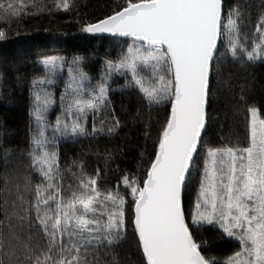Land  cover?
I'll return each mask as SVG.
<instances>
[{
  "label": "snow or ice",
  "instance_id": "obj_1",
  "mask_svg": "<svg viewBox=\"0 0 264 264\" xmlns=\"http://www.w3.org/2000/svg\"><path fill=\"white\" fill-rule=\"evenodd\" d=\"M26 7L24 0H0V20L27 14ZM54 7L71 12L74 0H55ZM245 11L237 5L225 12L224 0H110L103 15L77 19L80 33L132 41L117 60L105 59L95 86H86L87 74L76 71L82 57L39 58L46 72L32 81L29 115L36 128L25 155L41 179L34 186L29 177L13 184L9 173L3 174L0 264H22L21 257L23 264H105L101 253L126 238L129 223L142 264H264L261 111L247 107V146L231 137L206 140L225 63L264 61V13L249 35L243 31ZM5 38L0 30V40ZM65 63L69 82L52 124L45 113L55 100L46 86ZM116 74L149 108L166 106L164 118L154 139L151 123H145L146 143L135 170L112 168V152L105 155V166L91 173L74 159L65 168L75 182L65 188L58 138L119 132L108 82ZM239 101L247 104L243 95ZM10 151L3 148L5 161ZM213 230L214 238L204 234ZM226 239L239 248L221 259L213 249ZM108 264L118 262L113 258Z\"/></svg>",
  "mask_w": 264,
  "mask_h": 264
},
{
  "label": "trees",
  "instance_id": "obj_2",
  "mask_svg": "<svg viewBox=\"0 0 264 264\" xmlns=\"http://www.w3.org/2000/svg\"><path fill=\"white\" fill-rule=\"evenodd\" d=\"M25 12L9 20H0V30L6 32V38L0 40V189L3 188L5 171L12 177L13 184L19 179L29 177L34 186L40 182V176L32 168L31 161L25 155L29 148V139L36 124L30 117L31 89L34 78L45 75L46 70L38 63L39 58L46 55L64 57L71 62L74 57H82L80 69L87 74L86 86H95L102 76L105 59L117 60L126 52L131 39L107 35L90 36L80 33L77 19H95L107 11L110 0H74L71 12L56 10L55 0H24ZM33 5H36L35 7ZM239 6L245 9L248 26L243 31L249 35L255 32L256 21L264 13V0H224L225 12L228 8ZM251 41H249V44ZM223 50V49H222ZM68 64L64 69L57 68L53 75V83L47 85L53 93L55 103L45 113L48 122L54 124L61 113L60 97L69 82ZM110 84L109 99L111 107L121 121V128L114 136L83 137L77 140L58 138L56 151L59 153L61 171L65 173L63 184H74V178L67 173L65 164L72 160L82 162L85 171L93 172L105 166L104 157L107 152L114 153L112 168L117 165L121 169L135 170L139 163L140 152L145 147L143 135L146 122L152 125V138L167 111L166 106L149 108L135 92L124 87L125 79L119 74L113 75ZM243 95L247 104L239 101ZM255 105L264 118V61L234 63L230 59L225 63L219 89L210 108L212 117L206 140L219 143L221 138L230 137L247 146L250 116L247 107ZM137 110L139 118H137ZM91 120H89V128ZM49 138L52 133H47ZM152 141H147L151 149ZM11 149L7 161L3 148ZM117 182L116 175L111 183ZM194 187L198 184L193 183ZM192 189H189V195ZM30 198V193H25ZM5 193L0 191V203ZM130 215V213H129ZM209 238L216 236L215 231L204 233ZM235 240H223L213 249L221 259L238 250ZM101 258L108 264L113 258L118 264H142V251L137 247L133 226L128 224L127 236ZM23 264V257H21Z\"/></svg>",
  "mask_w": 264,
  "mask_h": 264
},
{
  "label": "water",
  "instance_id": "obj_3",
  "mask_svg": "<svg viewBox=\"0 0 264 264\" xmlns=\"http://www.w3.org/2000/svg\"><path fill=\"white\" fill-rule=\"evenodd\" d=\"M105 35H107V34H105ZM107 36H109V35H107ZM128 39H130V38H128Z\"/></svg>",
  "mask_w": 264,
  "mask_h": 264
}]
</instances>
